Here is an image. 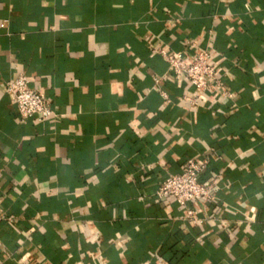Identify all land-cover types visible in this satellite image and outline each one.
Masks as SVG:
<instances>
[{"label":"crops","instance_id":"1","mask_svg":"<svg viewBox=\"0 0 264 264\" xmlns=\"http://www.w3.org/2000/svg\"><path fill=\"white\" fill-rule=\"evenodd\" d=\"M194 42L223 86L192 106L153 50ZM22 74L49 122L19 119ZM191 158L202 223L155 197ZM0 213V264H264V0H0Z\"/></svg>","mask_w":264,"mask_h":264},{"label":"built area","instance_id":"2","mask_svg":"<svg viewBox=\"0 0 264 264\" xmlns=\"http://www.w3.org/2000/svg\"><path fill=\"white\" fill-rule=\"evenodd\" d=\"M188 47L195 50L191 56H188L184 50L174 51L159 47L155 48L153 53L159 55L167 64L170 73L174 76H185L190 81L195 89L194 98L189 99L193 106L209 89L214 88L217 91L223 85L219 79V71L213 65V51L198 47L195 42L188 43L186 48ZM5 91L10 95L18 117L23 123L35 120L43 124L54 117L47 95L42 89L31 87L26 74L19 75L14 81L6 82ZM161 96L164 100L168 99L164 92ZM226 99H232V95L227 91L221 95L220 102ZM207 164V158L201 163L193 158L187 160L180 173L170 175L158 184L156 199L167 207L183 208L186 221L202 223L203 220L197 216L194 205L212 202L215 199L212 193L214 184L201 181ZM247 220L254 224V220ZM3 221L13 222L12 218L0 213V223Z\"/></svg>","mask_w":264,"mask_h":264},{"label":"trees","instance_id":"3","mask_svg":"<svg viewBox=\"0 0 264 264\" xmlns=\"http://www.w3.org/2000/svg\"><path fill=\"white\" fill-rule=\"evenodd\" d=\"M261 239V238H260Z\"/></svg>","mask_w":264,"mask_h":264}]
</instances>
